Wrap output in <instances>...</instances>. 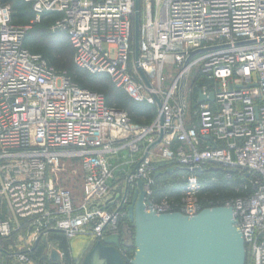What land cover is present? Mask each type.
I'll list each match as a JSON object with an SVG mask.
<instances>
[{
    "label": "built area",
    "instance_id": "2783aa9c",
    "mask_svg": "<svg viewBox=\"0 0 264 264\" xmlns=\"http://www.w3.org/2000/svg\"><path fill=\"white\" fill-rule=\"evenodd\" d=\"M19 1L34 14L30 26L13 25L0 0V264H76L71 248L38 247L52 234L67 245L121 236L138 181L148 208L192 217L206 167L247 179L221 206L233 209L246 264H264V0H139L137 55L134 0ZM50 15L74 67L156 108L150 125H134L25 47ZM76 161L79 204L60 185ZM161 164L183 175L178 199L155 197Z\"/></svg>",
    "mask_w": 264,
    "mask_h": 264
},
{
    "label": "water",
    "instance_id": "95a60500",
    "mask_svg": "<svg viewBox=\"0 0 264 264\" xmlns=\"http://www.w3.org/2000/svg\"><path fill=\"white\" fill-rule=\"evenodd\" d=\"M134 11L137 55L139 0H134ZM202 101L199 96L198 102ZM160 141L161 135L154 145ZM137 187L127 207L133 229L132 259L119 252L121 236L117 234L97 241L82 264H246L244 241L231 207L204 208L192 217L180 212L157 214L145 204L142 181Z\"/></svg>",
    "mask_w": 264,
    "mask_h": 264
},
{
    "label": "trees",
    "instance_id": "16d2710c",
    "mask_svg": "<svg viewBox=\"0 0 264 264\" xmlns=\"http://www.w3.org/2000/svg\"><path fill=\"white\" fill-rule=\"evenodd\" d=\"M1 1L4 4H8L7 2L9 0ZM12 12V24L16 26L27 25L29 20L33 17V12L31 11L30 6L19 0L15 1L13 4ZM56 18L57 17L55 15H50L46 17L45 22L50 23ZM25 47L31 53L40 54L54 69L61 67L55 58L53 50L40 44L31 43L27 41V39H25ZM66 72L71 80L78 84L81 88L89 89L102 94L105 97L108 106L126 112L134 125L147 126L150 125L155 119L156 108L143 104H136L129 100L122 92L113 89V87L110 88L105 85L96 86L94 84L96 79L103 78L106 80V77L90 76L77 70L74 65L73 69L70 70V73L68 71ZM167 167H169L167 164H161L158 166L161 174L155 179V185L153 187L155 197H157L159 194H171L174 199H178L179 193L184 184V179L182 178L183 175L177 171L171 174L165 173ZM196 176L202 187L198 199L203 209L221 206L225 201L242 195L241 192H237L236 189L241 184L247 182L245 176L240 174L237 170H232L230 172V176L226 177L225 172H223L221 169L212 167H206L202 172H197ZM50 237V240L57 241L58 247L63 250L65 254H67L68 246L65 237L60 234H52ZM12 239L13 242H15L16 236L9 240ZM9 240L3 242V248H8L10 245H14V243L12 241L10 242ZM38 248L43 247L39 246Z\"/></svg>",
    "mask_w": 264,
    "mask_h": 264
},
{
    "label": "rangeland",
    "instance_id": "374dc122",
    "mask_svg": "<svg viewBox=\"0 0 264 264\" xmlns=\"http://www.w3.org/2000/svg\"><path fill=\"white\" fill-rule=\"evenodd\" d=\"M15 1L17 0H9L7 3L10 4L11 8L13 7V4L15 3ZM13 14V12H12ZM34 18V14L33 17L29 20V23L25 26H30V22L33 21ZM46 19H42L40 21V23L32 25L31 29H29L26 33V39L27 41L31 42V43H35V44H40L44 47H47L51 50L54 51L55 54V58L58 61L59 65H61V67H57L56 70L58 71H68L70 73V70L73 69V54H72V48L71 45L66 37V35L64 33H52L50 32V26L52 25L53 21L52 20L50 23L45 22ZM190 83V80H187L186 84L188 85ZM96 86L99 85H105L107 87L112 88L113 85L111 84V82L108 79H103V78H98L96 79L95 83ZM188 87V86H187ZM113 89H116L115 87H113ZM118 90V89H116ZM120 91V90H118ZM121 92V91H120ZM98 93V92H97ZM123 94H125L124 92H122ZM126 95V94H125ZM74 170L71 171L70 173H64V175L62 176L61 180H60V185L63 188L68 189L73 195L74 197L77 199L76 203L81 201V197L83 195L82 192V174H81V170L80 166L81 164L79 162L76 161V163H74ZM4 215L0 214V217H2ZM123 230V234L125 233V241L126 244H129L131 241L128 237V230L126 226H123L122 228ZM21 239H23L25 237V234H21ZM51 237H49L47 239V244L43 243L41 245V247L43 248H47V247H51V248H59L58 247V242L57 241H53V240H49ZM11 239V238H10ZM9 240V239H8ZM89 239L83 235H78L76 236L71 242L68 248L72 249V259L75 260L76 264H82L86 255L90 252V249L93 247V245H91L90 241H88ZM10 242H13L12 240H9ZM18 240L16 239L15 242L13 243H17ZM56 242V243H55ZM23 241L20 243V245H23ZM41 244V243H40ZM11 246V245H10ZM9 246V247H10ZM134 248H130V250L126 251V252H122L124 255V257H127L129 259H132L133 257V253H134ZM63 251V250H62ZM64 252V251H63ZM132 253V256H131ZM65 254V252H64ZM66 255V254H65Z\"/></svg>",
    "mask_w": 264,
    "mask_h": 264
},
{
    "label": "flooded vegetation",
    "instance_id": "af4514ba",
    "mask_svg": "<svg viewBox=\"0 0 264 264\" xmlns=\"http://www.w3.org/2000/svg\"><path fill=\"white\" fill-rule=\"evenodd\" d=\"M127 230H128V237H129V239H130L131 242L129 244H126V241H125V233L123 234V231H122L121 241H120V248H119V252H121V253L122 252L124 253V252L130 250V248H134V246H133V238H132V236H133V229L132 228H130V229L127 228Z\"/></svg>",
    "mask_w": 264,
    "mask_h": 264
}]
</instances>
